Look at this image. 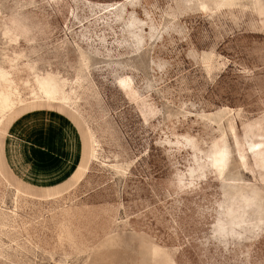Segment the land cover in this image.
Listing matches in <instances>:
<instances>
[{"label":"rangeland","instance_id":"obj_1","mask_svg":"<svg viewBox=\"0 0 264 264\" xmlns=\"http://www.w3.org/2000/svg\"><path fill=\"white\" fill-rule=\"evenodd\" d=\"M0 264H264V0H0Z\"/></svg>","mask_w":264,"mask_h":264}]
</instances>
